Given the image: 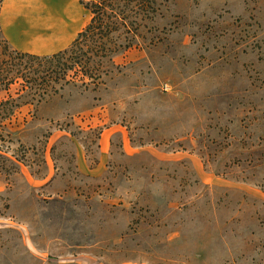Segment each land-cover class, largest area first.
I'll list each match as a JSON object with an SVG mask.
<instances>
[{
  "label": "rangeland",
  "instance_id": "obj_1",
  "mask_svg": "<svg viewBox=\"0 0 264 264\" xmlns=\"http://www.w3.org/2000/svg\"><path fill=\"white\" fill-rule=\"evenodd\" d=\"M104 62L12 116L0 264H264V0H167Z\"/></svg>",
  "mask_w": 264,
  "mask_h": 264
},
{
  "label": "trees",
  "instance_id": "obj_2",
  "mask_svg": "<svg viewBox=\"0 0 264 264\" xmlns=\"http://www.w3.org/2000/svg\"><path fill=\"white\" fill-rule=\"evenodd\" d=\"M167 0H78L90 18L64 49L38 55L8 49L0 52V157L13 141L12 116L22 105L39 103L69 83L94 86L105 72L104 61L137 47L148 23L160 14ZM0 42H7L0 33ZM14 94L9 86L19 81ZM30 102V101H29Z\"/></svg>",
  "mask_w": 264,
  "mask_h": 264
},
{
  "label": "crops",
  "instance_id": "obj_3",
  "mask_svg": "<svg viewBox=\"0 0 264 264\" xmlns=\"http://www.w3.org/2000/svg\"><path fill=\"white\" fill-rule=\"evenodd\" d=\"M70 1L68 0V4ZM73 1L76 3V0ZM57 4L58 0H0L1 36L13 49L20 52L46 55L66 48L82 25H79L69 40L57 47ZM81 7L86 16V10L82 5Z\"/></svg>",
  "mask_w": 264,
  "mask_h": 264
},
{
  "label": "bare ground",
  "instance_id": "obj_4",
  "mask_svg": "<svg viewBox=\"0 0 264 264\" xmlns=\"http://www.w3.org/2000/svg\"><path fill=\"white\" fill-rule=\"evenodd\" d=\"M61 13V12H60ZM61 16H62V13H61ZM67 16V15H66ZM63 19V18H62ZM66 20H67V18H66ZM67 25V24H66ZM58 27V26H57Z\"/></svg>",
  "mask_w": 264,
  "mask_h": 264
}]
</instances>
